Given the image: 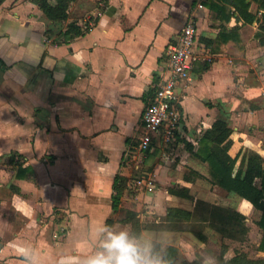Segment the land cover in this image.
Wrapping results in <instances>:
<instances>
[{
	"label": "crops",
	"instance_id": "obj_1",
	"mask_svg": "<svg viewBox=\"0 0 264 264\" xmlns=\"http://www.w3.org/2000/svg\"><path fill=\"white\" fill-rule=\"evenodd\" d=\"M250 10L257 11L256 2ZM190 19L196 59L180 91L176 129L198 149L204 131L222 119L242 142V154L264 155V44L257 21L224 19L207 0H75L60 22L31 0H0V143L13 140L0 154L18 152L32 167L18 177L10 163L14 179L3 187L12 194L0 195V264H87L103 251L107 230L123 225L125 213L112 209L115 176L130 178L123 168L135 149L145 156L157 149L160 133L150 153L139 150L143 113L153 99L149 91L166 73L170 45ZM73 20L88 21L83 34L66 33ZM185 151L174 164H148L135 192L129 180L124 196L136 201L144 226L135 237L124 224L129 236L150 255L159 243L151 256L160 264H215L220 252L210 255L211 239L223 238L210 214L219 206L243 213L249 236L257 233L261 242V211L213 183L208 164ZM192 170L200 175L188 176ZM183 187L191 197L170 192ZM169 208L191 215L170 216ZM109 217H115L110 227ZM200 224L205 241L195 230ZM225 243L230 258L236 249ZM167 247L176 253L165 254Z\"/></svg>",
	"mask_w": 264,
	"mask_h": 264
},
{
	"label": "trees",
	"instance_id": "obj_2",
	"mask_svg": "<svg viewBox=\"0 0 264 264\" xmlns=\"http://www.w3.org/2000/svg\"><path fill=\"white\" fill-rule=\"evenodd\" d=\"M31 1L36 3L48 18L62 22L69 18V7L75 0ZM207 1L214 9L223 13L224 19H231L233 16H236L237 19L243 20L245 23L257 21L259 27L257 36L260 43L264 44V0ZM252 2L257 3L256 12L250 10ZM85 28H88V21L80 25L77 21L73 20L68 24L66 33L72 32L74 35L83 34ZM153 91L154 89L151 88L149 92L153 93ZM232 133L233 129L225 120L217 119L210 128L204 131L199 140L200 145L198 149H195L193 143L181 137L178 129L174 130L176 139L179 138L178 140L183 141L190 152L208 164L213 183L229 192L246 198L255 208L261 211L262 215L258 221L259 226L262 228V238L259 248L264 251V155L254 150H249L242 154V142L234 140ZM152 142H154V138ZM138 143L139 141L133 143V149H135V145L137 146ZM240 157L241 162L236 170V164ZM9 158V162L17 169L18 177H23L32 170L30 165H24L25 160L22 159L21 154L18 152L12 151ZM191 175L199 176L200 174L192 170L188 176ZM129 180L130 178L121 172L116 174L113 182L112 209L114 213L120 210L125 212L119 221L123 224H130L131 236L139 237L144 226L139 217L140 210L138 204L134 200H127L124 196L126 190L129 188ZM170 192L191 197L186 187L179 189L171 188ZM168 210L170 216L189 218L191 215L189 211L183 209L169 208ZM114 218L109 217L107 219L106 224L108 227L113 226ZM210 225L223 236L226 235L239 240H244L249 231V227L246 224V216L232 208L222 209L219 206H214L211 209ZM197 235L204 241L207 239L201 231H197ZM227 249V243L223 242L215 264H264V258L253 259L246 251L236 250V253L232 257L225 258ZM158 250L159 243L155 242L151 255H154ZM176 251L177 249L174 247H167L165 254L168 253L170 255V252L176 253ZM178 264L199 263L197 261H182Z\"/></svg>",
	"mask_w": 264,
	"mask_h": 264
},
{
	"label": "built area",
	"instance_id": "obj_3",
	"mask_svg": "<svg viewBox=\"0 0 264 264\" xmlns=\"http://www.w3.org/2000/svg\"><path fill=\"white\" fill-rule=\"evenodd\" d=\"M199 7H203L202 1ZM196 27L190 19L182 28L175 43L170 45L166 73L156 82L153 99L143 113V133L139 143L140 151L151 148L156 134L165 131L174 134L179 125L180 91L190 79L196 59Z\"/></svg>",
	"mask_w": 264,
	"mask_h": 264
},
{
	"label": "rangeland",
	"instance_id": "obj_4",
	"mask_svg": "<svg viewBox=\"0 0 264 264\" xmlns=\"http://www.w3.org/2000/svg\"><path fill=\"white\" fill-rule=\"evenodd\" d=\"M175 139H176L175 135L172 134V135L168 136L165 131H161L160 134L156 135V137H155V147L157 149L154 150L153 153L149 152L150 153L149 156H145L144 153L137 151L138 149H135L136 150L135 152L129 153L128 157L126 158L127 160H129V162L127 163V165L125 163L126 167L123 168V170L127 171L128 175L130 176V179H131L130 180V182H131L130 186L132 187V190H134V192H135V189L140 186L138 183L139 179L142 176H148V174L150 173L151 166H147L148 164H153V162H155V161L165 162V163L169 161L170 163L174 164L175 159L178 158V156H176V154H178L179 157L182 158V156H181L182 153H185L186 152L185 149L186 150H188V149L184 143H183V145H177V143L175 142ZM12 143H13V140L3 141L2 143H0V151L8 149ZM111 154H114V152H112ZM39 155H41V156H38L39 160H42V158H44V157H42L43 155L46 156L45 153L44 154L41 153ZM167 155H169L168 159L166 157ZM36 156H37V153H36ZM9 157H10V152H7V153L3 152L0 154V195H2V196L12 194L11 189H7V188L3 187L6 185L4 182L12 181L14 179V178H12V176H14V173L12 171L13 170L12 165L9 162ZM47 158H48V156H47ZM112 158H113L112 159V165H113L115 163V154L113 155ZM112 168H113V166H112ZM205 168L209 171L208 165L205 166ZM3 170H6V173ZM42 170H44V169H42ZM91 171L94 173V169H92ZM32 174L34 175V172H32ZM1 184H2V186H1ZM55 219L57 220L58 218L56 217ZM58 224H59V222H58ZM54 226L56 228L57 225H54ZM201 226H203V225L200 224V225H198V227L195 226V228H196L195 230L196 231H202ZM97 229L98 228L95 227V230H93V231L97 232L96 231ZM213 229L216 232H218L215 228H213ZM107 231H108V235L106 238H108L109 234H111V233H119L121 231L127 232L124 224L120 225L115 230H107ZM219 234L221 235V237L223 239H221L220 241H214V239H211L212 245H215L216 248H214V249L212 248L210 255L213 256V252H214L215 253L214 257H215V255L218 252H220V244H221V241L224 240L225 242H231V246L234 249L239 250V251H246V252H248L249 255L255 257V259L264 258V251H262L258 245V243L260 244V242H259V236L257 233H252L251 237L249 236V233H247V237L244 240H239L236 238H230L226 235L223 236L221 233H219ZM128 235H129V233H128ZM198 238L200 239V237H198ZM81 252L83 255L86 253L85 250H82ZM100 253L101 252L94 254V256H96ZM41 264H45V263H41Z\"/></svg>",
	"mask_w": 264,
	"mask_h": 264
},
{
	"label": "clouds",
	"instance_id": "obj_5",
	"mask_svg": "<svg viewBox=\"0 0 264 264\" xmlns=\"http://www.w3.org/2000/svg\"><path fill=\"white\" fill-rule=\"evenodd\" d=\"M65 264H74L66 261ZM87 264H160L142 249L126 231L109 234L103 251L90 258Z\"/></svg>",
	"mask_w": 264,
	"mask_h": 264
},
{
	"label": "water",
	"instance_id": "obj_6",
	"mask_svg": "<svg viewBox=\"0 0 264 264\" xmlns=\"http://www.w3.org/2000/svg\"><path fill=\"white\" fill-rule=\"evenodd\" d=\"M148 151V150H147Z\"/></svg>",
	"mask_w": 264,
	"mask_h": 264
}]
</instances>
